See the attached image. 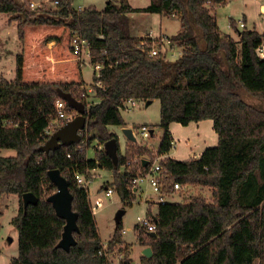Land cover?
I'll return each mask as SVG.
<instances>
[{"label": "trees", "instance_id": "16d2710c", "mask_svg": "<svg viewBox=\"0 0 264 264\" xmlns=\"http://www.w3.org/2000/svg\"><path fill=\"white\" fill-rule=\"evenodd\" d=\"M52 1L54 8L32 10L28 0H0V13L8 24H16L21 44L14 78L0 76V120L18 125L0 128V150L15 151V156H0V199L16 195L19 205L10 221L18 233V255L10 264H108L98 255L102 241L88 189L77 186L74 173L88 180L93 169L111 171L108 186L123 207H131L135 196L130 179L139 166L136 162L124 172L120 166L135 157L151 162L167 154L173 142L171 123L187 126L204 120L212 121L217 146L197 159L165 158L160 164L170 181L208 187L213 200L199 196L159 203L154 238L134 227L138 243L152 250L140 264H264V58L256 53L263 35L238 31L233 20L237 39L222 34L213 10L228 0H151L141 9L127 0H109L102 10L74 9L73 0ZM131 13L179 19L180 30L169 39L181 55L173 61L161 51L151 56L152 40L131 33ZM75 36L88 42L89 63L102 65L98 78L93 72L92 83L102 85L93 86L95 103L87 102L81 64L71 46ZM58 90L85 105L86 126L78 143L46 154L39 148L50 137L44 130L56 117ZM242 93L258 99L259 107L244 101ZM127 99L159 101L162 136L154 158L145 146L130 145L121 155L117 143L115 166L104 144L117 137L107 127L125 125L119 108ZM94 140L102 149L94 148L88 159ZM50 170H59L66 180L77 214L76 243L68 251L58 246L65 221L47 200L56 191ZM25 193L37 198L26 208ZM121 231L119 223L107 243L109 251L120 242Z\"/></svg>", "mask_w": 264, "mask_h": 264}, {"label": "rangeland", "instance_id": "374dc122", "mask_svg": "<svg viewBox=\"0 0 264 264\" xmlns=\"http://www.w3.org/2000/svg\"><path fill=\"white\" fill-rule=\"evenodd\" d=\"M75 1L76 3H83V0ZM29 2L35 4L34 10H48L55 7V3L52 0H31ZM261 2L264 3V1ZM261 2L258 0H229L224 5L216 6L217 9L215 10V7L213 11L216 13V21L220 32L226 35H236V30L232 28L230 24V19H232L236 23L238 31H243L244 29L237 26V23L243 20L245 21L246 30H255L264 36V15H261L259 10ZM5 18L6 15L0 13V76H3L7 80H12L15 76L14 55L17 51H21V44L17 38L15 26L13 29L12 27L6 28L7 24ZM135 21V23L139 22L138 25L142 23L141 19L138 18H136ZM143 22L144 23L140 25V31L149 32L150 30L153 36L160 31L158 23L150 24L147 20ZM175 22L177 25L179 24L178 20H175ZM174 29L175 24L173 21H170V25L167 24L166 31L174 32ZM161 32H164L163 26L161 27ZM49 46L51 47L52 44L50 43ZM177 57L178 55L175 49L174 53H168L166 58L173 61L177 59ZM81 61H85L81 64L83 81L86 84H91L94 72L93 66L88 60L81 59ZM90 86H92V84ZM94 96V91L88 94L87 102L89 104L94 102ZM242 98L247 103L259 107L260 101L258 99L248 96L246 93H242ZM136 105V108L131 112L120 111L121 118L127 127L124 126L125 128L135 129L138 126L147 125L153 130V134L149 139L141 140L138 138L136 140L137 143H133L126 140L123 136L122 126H108L107 130L111 134L116 135L118 149L121 155H125V150L130 145L145 146L152 153L153 156L151 158H154L162 136V130L158 127L160 119L159 101H154L149 105L138 101ZM169 131L173 143H175L169 151V156L173 158V160L183 161L191 159L193 154H196L197 158H199L204 149L215 147L218 144V137L213 130L211 120H204L197 123L191 122L187 126H182L179 123L173 122L169 126ZM94 145L95 140L87 149L86 156L88 159L94 156L95 150L92 148ZM14 155L15 152L13 150H0V156L9 157ZM110 174L111 172L108 170L100 168L92 172L94 179L89 174L90 177L88 180H93L88 185L87 189L90 205L93 206L95 210L94 218L97 230L102 244H107L116 227L115 216L117 212L121 209L124 211L126 210L120 223L122 230H126L127 232L121 235V240L116 244L114 250H119L125 256V260L132 259V264H135L134 262L139 264L141 259L139 262L138 257L143 256L141 252L139 255L140 248L143 250L149 246H142L138 243V233L136 234L134 226L137 224V217L143 218L146 216V208L149 212L155 209L154 203L156 204L157 197L152 193L151 189H144L143 193L138 192L134 194L135 198L131 207H123L115 192L108 196L104 189L108 182L111 181L112 183L113 181V175L111 178ZM144 188H146V186H144ZM178 195L174 196L172 201L168 203H181L199 196L208 202H212L213 200L211 189L197 184L188 183L185 192H181ZM14 198L16 197L4 195L0 199V264H10L11 258L15 257L17 253V232L9 222L10 217L14 215L16 211V203L13 204ZM140 235H143V238L145 237L143 233H140Z\"/></svg>", "mask_w": 264, "mask_h": 264}, {"label": "built area", "instance_id": "2783aa9c", "mask_svg": "<svg viewBox=\"0 0 264 264\" xmlns=\"http://www.w3.org/2000/svg\"><path fill=\"white\" fill-rule=\"evenodd\" d=\"M29 6L32 10L35 9V4H33L32 2H29ZM237 26L243 28V21H239L237 23ZM145 37H148L152 40L153 48L150 52L151 56H155L158 52L161 51L165 53L167 57L168 53H174V50L178 47L174 42L169 39V37L161 36L157 38L153 36L151 32H148ZM71 46L74 52L77 54V60L80 62V64L85 62L81 61V59L90 61L89 44L86 40L81 39L79 36H75L72 39ZM178 49L179 53L177 55L179 57L181 55V49L179 47ZM256 53L259 57H264L262 46L257 48ZM93 69L95 73V78H98L100 75V70L102 69V65L97 63L93 65ZM93 86L102 88V85L99 81L92 83V86L88 88L84 86L83 88L84 90H86L87 95L89 92L93 91ZM137 102V100L127 99L121 103L119 109L121 111L131 112L136 108ZM55 113V119L51 120L48 127L44 130V133L46 135H51L55 131V128H59L60 126L72 120L76 116L75 111L67 105L66 101L60 99L59 97L55 101ZM17 126V124H11L8 121L0 120V128H15ZM131 130L136 140L138 138H140L141 140H147L152 136V130L147 125H141ZM95 149L101 150L102 147L97 144ZM69 156L70 155H68V157ZM192 158L197 159L195 155ZM161 159H165L163 155L156 157L155 160L151 162L148 161L149 167L146 169H143L141 167L140 163L142 164V160H139V157H135L120 166V172H124L132 164L136 162L138 163L139 168L136 171L135 175L130 179L129 189L133 194H137L138 192L143 193L144 189H151L152 193L157 197V205L159 203L163 204L172 201L174 196L180 194L181 192H185L188 186V184H181L177 181H170V175L168 171L164 170V168L160 164ZM74 180L79 188L88 187V180H86L84 175L80 173H74ZM144 186H146V188H144ZM112 192L113 190L111 188L107 189V194H111ZM92 212L94 214V209H92ZM154 218L155 216L152 214L146 215L143 218L137 217V224L135 227L137 228V230H143V232L147 235L156 233V222ZM123 232L124 230L121 231V233ZM98 255L103 256L107 260L108 264H123V261L125 260V256L119 250L113 249V251H109L108 244L106 243L101 244V250L98 251Z\"/></svg>", "mask_w": 264, "mask_h": 264}, {"label": "water", "instance_id": "95a60500", "mask_svg": "<svg viewBox=\"0 0 264 264\" xmlns=\"http://www.w3.org/2000/svg\"><path fill=\"white\" fill-rule=\"evenodd\" d=\"M57 95L60 99L66 101L67 105L75 111L76 116L55 130L50 135L49 139L42 146H40L39 150L46 154H48L50 150H55L61 146H69L78 143L81 139V132L86 126L85 105L76 100L70 94L64 93L60 90L57 91ZM150 102L151 101L146 102V105ZM122 133L128 141L136 143V139L134 138L131 129L122 128ZM104 150L116 166L118 159L117 140L112 139L106 142L104 144ZM147 164V160H142L143 166H146ZM48 177L52 184L55 185L56 191L50 195L47 200L52 204L57 216L65 221L62 237L58 246L68 251V249L76 243L73 233L78 232L76 224L77 214L71 209L72 195L68 190L66 180L61 176L59 170H50L48 172ZM22 202L23 207L26 208L28 204H35L37 202V198L33 193H25L22 195ZM124 213L125 211L123 209L117 212L115 216L116 225L120 223ZM155 236V233L149 234V237L151 238H154ZM143 256L150 258L152 256V250L149 247L145 248L143 250Z\"/></svg>", "mask_w": 264, "mask_h": 264}, {"label": "crops", "instance_id": "0c3cea01", "mask_svg": "<svg viewBox=\"0 0 264 264\" xmlns=\"http://www.w3.org/2000/svg\"><path fill=\"white\" fill-rule=\"evenodd\" d=\"M28 1H31V0H28ZM109 0H83V3H76V1L75 0H73V2H72V7L74 8V9H77V10H81V9H84V8H87V7H90V6H94V7H96L98 10H102V9H104L105 8V6H106V3L108 2ZM150 1L151 0H127V2H128V4L132 7V8H134V9H141V8H145V7H147L149 4H150ZM229 1V0H228ZM228 1H226L225 3H227ZM259 2H261V1H264V0H258ZM140 3H142V4H140ZM224 3V4H225ZM139 4V5H138ZM224 4H221V5H224ZM218 6H220V5H218ZM217 6V7H218ZM217 7L215 8V10L217 9ZM259 10H260V14L261 15H264V3L263 2H261V4L259 5ZM214 14H216V13H214ZM216 16V15H215ZM129 18H130V20H131V33H132V35L133 36H137V37H143L145 34H147L148 32L147 31H140V25L141 24H143L144 22L143 21H148L150 24H154V23H158V26H159V29H160V31L158 32V33H155L154 34V36L155 37H161V36H165V37H171V36H174L175 34H177L178 33V31L180 30V27H181V23H180V21H179V19H177V18H175V17H171V16H163V15H160V14H145V13H131V14H129ZM136 18H138V19H141V21H142V23H140L139 25H138V23H135L136 21H135V19ZM157 19V20H156ZM175 20H178V22H179V24L177 25L176 24V22H175ZM230 20H232V19H230ZM5 21H6V24H7V27L6 28H11L12 27V29L14 28V26H15V29H16V24L15 23H13V24H15V25H10V24H8V17L6 16V18H5ZM133 21H134V23H133ZM170 21H173L174 22V24H175V31L174 32H170V31H166V27H167V24L168 25H170ZM243 21V20H242ZM245 21H243V24H244V29L246 28L245 26V23H244ZM164 27V32H161V27ZM218 26V25H217ZM219 29V28H218ZM220 31V30H219ZM149 32H151L150 30H149ZM223 34V33H222ZM228 36H231L232 38H234V39H237V36L235 35V36H232V35H228ZM264 37V36H263ZM52 45H53V42L51 43ZM262 48H263V52H264V41H263V43H262ZM176 51H178L177 52V54L179 53V49H178V47H177V49H176ZM20 53V51L18 52L17 51V53L14 55V58L16 57V55L17 54H19ZM264 58V57H263ZM90 85L91 84H86L85 83V87H90ZM89 93H91V92H89ZM88 93V94H89ZM97 100L96 99H94V102L93 103H95ZM154 101H157V100H152L149 104H151L152 102H154ZM146 104V103H145ZM148 104V105H149ZM201 122V121H200ZM126 127H127V125H125ZM125 126H122V128H125ZM170 126V125H169ZM152 134H153V130H152ZM124 136V135H123ZM125 137V136H124ZM125 139H126V137H125ZM127 140V139H126ZM127 143V142H126ZM173 144H175V143H173ZM96 145H97V142L95 141V145L92 147L93 149L96 147ZM1 150H11V149H1ZM171 150V149H170ZM205 150V149H204ZM203 150V151H204ZM14 151V150H13ZM202 151V152H203ZM15 152V151H14ZM15 156V155H14ZM194 156V154L192 155V157ZM195 156H196V154H195ZM1 157H3V156H1ZM8 157V156H7ZM9 157H11V156H9ZM163 157L164 158H170V159H173V158H171L170 156H169V152L167 153V154H165V155H163ZM191 157V158H192ZM197 157V156H196ZM88 158V157H87ZM188 160V159H187ZM96 169H98V168H96ZM96 169H93V170H91L90 171V175L93 177V179H94V175H92V172L93 171H95ZM101 169V168H100ZM104 170V169H103ZM109 172H111V171H109ZM90 177V176H89ZM110 177L112 178V172H111V174H110ZM92 179V180H93ZM92 180H88V185L92 182ZM108 184H111V181L110 182H108ZM108 184L104 187V189L106 190V194H107V189H109V188H111L112 190H113V188L112 187H109L108 186ZM88 188V187H87ZM114 193V191L111 193V194H107L108 196H110V195H112ZM140 193V192H139ZM11 196H13V197H16V198H14V203L13 204H15L16 203V211H15V213H14V215H12L11 217H10V219H9V222L11 221V219L17 214V211H18V207H19V205H18V197L16 196V195H11ZM152 197V196H151ZM2 198V197H1ZM150 198V197H149ZM133 204V203H132ZM154 208L155 209H153L151 212H149L148 211V209L146 208V214H147V212H149L150 214H152V215H156V213H157V204H155L154 203ZM92 207V209H93V206H91ZM94 212H95V210H94ZM125 213H126V210H125ZM124 213V214H125ZM2 214V213H1ZM136 226V225H135ZM134 226V227H135ZM126 230H124V232L123 233H121V235H124V234H126ZM136 234H137V232H136ZM16 240H17V243H18V233H17V236H16ZM144 250V249H143ZM143 250H142V248H140V250H139V255H140V252L141 253H143ZM17 255H18V245H17V253H16V256L15 257H12V258H17ZM143 256H139L138 257V261L140 262V259L142 258ZM11 258V259H12ZM131 259V258H130ZM129 260V259H128ZM132 260V259H131ZM131 260H129L130 261V264H132L131 263ZM133 262V261H132ZM135 264H137V262H134ZM140 264V263H139Z\"/></svg>", "mask_w": 264, "mask_h": 264}]
</instances>
